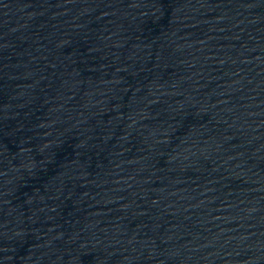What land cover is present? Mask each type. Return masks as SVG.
<instances>
[{
  "label": "water",
  "instance_id": "water-1",
  "mask_svg": "<svg viewBox=\"0 0 264 264\" xmlns=\"http://www.w3.org/2000/svg\"><path fill=\"white\" fill-rule=\"evenodd\" d=\"M0 264H264V0H141Z\"/></svg>",
  "mask_w": 264,
  "mask_h": 264
}]
</instances>
